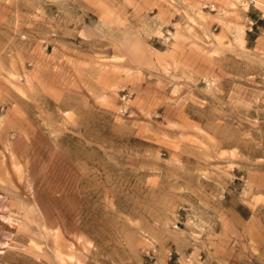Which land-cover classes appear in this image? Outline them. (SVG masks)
I'll return each mask as SVG.
<instances>
[{
  "label": "rangeland",
  "instance_id": "1",
  "mask_svg": "<svg viewBox=\"0 0 264 264\" xmlns=\"http://www.w3.org/2000/svg\"><path fill=\"white\" fill-rule=\"evenodd\" d=\"M262 13L0 0V264H264Z\"/></svg>",
  "mask_w": 264,
  "mask_h": 264
},
{
  "label": "built area",
  "instance_id": "2",
  "mask_svg": "<svg viewBox=\"0 0 264 264\" xmlns=\"http://www.w3.org/2000/svg\"><path fill=\"white\" fill-rule=\"evenodd\" d=\"M126 98V93H123L121 99L124 100Z\"/></svg>",
  "mask_w": 264,
  "mask_h": 264
},
{
  "label": "crops",
  "instance_id": "3",
  "mask_svg": "<svg viewBox=\"0 0 264 264\" xmlns=\"http://www.w3.org/2000/svg\"><path fill=\"white\" fill-rule=\"evenodd\" d=\"M264 15V13H262Z\"/></svg>",
  "mask_w": 264,
  "mask_h": 264
}]
</instances>
